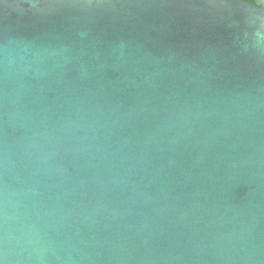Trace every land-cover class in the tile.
I'll return each instance as SVG.
<instances>
[{"label": "water", "instance_id": "1", "mask_svg": "<svg viewBox=\"0 0 264 264\" xmlns=\"http://www.w3.org/2000/svg\"><path fill=\"white\" fill-rule=\"evenodd\" d=\"M0 264H264V8L0 0Z\"/></svg>", "mask_w": 264, "mask_h": 264}, {"label": "flooded vegetation", "instance_id": "2", "mask_svg": "<svg viewBox=\"0 0 264 264\" xmlns=\"http://www.w3.org/2000/svg\"><path fill=\"white\" fill-rule=\"evenodd\" d=\"M264 8V0H247Z\"/></svg>", "mask_w": 264, "mask_h": 264}]
</instances>
